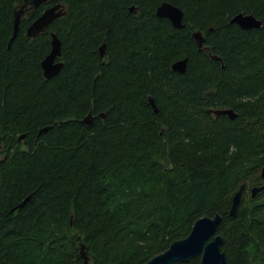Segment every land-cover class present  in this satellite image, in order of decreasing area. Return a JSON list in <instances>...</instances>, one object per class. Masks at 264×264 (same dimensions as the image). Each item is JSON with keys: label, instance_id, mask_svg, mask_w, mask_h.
Instances as JSON below:
<instances>
[{"label": "trees", "instance_id": "trees-1", "mask_svg": "<svg viewBox=\"0 0 264 264\" xmlns=\"http://www.w3.org/2000/svg\"><path fill=\"white\" fill-rule=\"evenodd\" d=\"M56 2L63 17L28 39L45 9L28 8L9 43L22 0H0V264H83L81 246L87 264H144L217 214L226 264H264V0ZM240 13L261 27L229 24ZM51 34L63 67L46 80Z\"/></svg>", "mask_w": 264, "mask_h": 264}, {"label": "water", "instance_id": "water-1", "mask_svg": "<svg viewBox=\"0 0 264 264\" xmlns=\"http://www.w3.org/2000/svg\"><path fill=\"white\" fill-rule=\"evenodd\" d=\"M55 4L45 9L41 15L34 20L26 29L25 35L28 39H33L38 36L40 33H43L52 22L63 17L65 15L64 7L60 3H56V0H50ZM47 3V0H22L20 7L13 13V25H12V35L9 43H11L19 31V24L21 18L27 12V7H33L36 9L38 6ZM134 8H130V11H133ZM155 16L159 19L167 20L173 29L181 30L184 29L185 25L183 23V12L167 3L162 2L155 10ZM229 24H235L243 31L249 30H258L261 27V22L255 18L252 14H237L233 16ZM50 42V52L49 54L41 61L40 67L43 77L48 80L60 72L63 67L62 62L59 61L61 57V43L55 34H51ZM191 39L198 48V50L204 49L205 38L200 31H194L191 33ZM105 46L102 45L99 48V54L101 57L104 55ZM209 52V51H208ZM212 60L220 61L216 56H211ZM188 59L184 58L174 62L171 66V70L177 74H184L187 70ZM148 104L152 110L157 113V107L152 98H148ZM211 113L217 117L220 115L227 116L229 119H234L236 114L232 109H223V110H212ZM85 123H88L84 121ZM47 128H44L38 132V136L47 132ZM24 135L20 136L18 139H24ZM2 149L1 138H0V152ZM1 161V155H0ZM260 178L264 180V167L260 170ZM244 186L241 185L237 192L232 197V203L229 209V216L233 217L238 209V206L241 201L242 193ZM264 190V184L259 187H254L250 190L251 196L254 197L258 192ZM27 198L23 201L18 208L23 207ZM222 222V217L220 215H215L214 217H202L198 219L192 226L189 234L180 240L172 242L168 249L164 252L156 255L151 258L144 264H176V263H188L195 258H199L200 264H226L225 253L221 251L222 239L217 235V229ZM80 256L83 260V264L88 263V257L86 252L83 249V246L80 247Z\"/></svg>", "mask_w": 264, "mask_h": 264}, {"label": "flooded vegetation", "instance_id": "flooded-vegetation-1", "mask_svg": "<svg viewBox=\"0 0 264 264\" xmlns=\"http://www.w3.org/2000/svg\"><path fill=\"white\" fill-rule=\"evenodd\" d=\"M56 3H57V2H56ZM54 4H55L54 2H52V1H50V0H47V3L42 4V5L38 6V7H41V6L43 7V6H44V8L47 9V8L52 7ZM38 7H37V8H38ZM27 8H33V7H27ZM45 9H44V10H45ZM44 10H43V11H44Z\"/></svg>", "mask_w": 264, "mask_h": 264}]
</instances>
